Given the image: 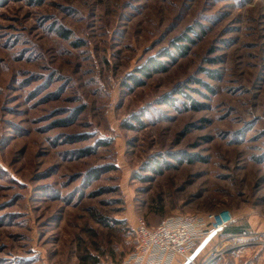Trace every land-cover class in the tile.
<instances>
[{"label": "rangeland", "instance_id": "374dc122", "mask_svg": "<svg viewBox=\"0 0 264 264\" xmlns=\"http://www.w3.org/2000/svg\"><path fill=\"white\" fill-rule=\"evenodd\" d=\"M217 211L245 233L196 264H264V0H0V264H119L138 219Z\"/></svg>", "mask_w": 264, "mask_h": 264}, {"label": "built area", "instance_id": "2783aa9c", "mask_svg": "<svg viewBox=\"0 0 264 264\" xmlns=\"http://www.w3.org/2000/svg\"><path fill=\"white\" fill-rule=\"evenodd\" d=\"M233 222L229 211L169 216L154 227L138 219L135 246L119 264H196L199 249ZM248 236L264 245V231Z\"/></svg>", "mask_w": 264, "mask_h": 264}, {"label": "trees", "instance_id": "16d2710c", "mask_svg": "<svg viewBox=\"0 0 264 264\" xmlns=\"http://www.w3.org/2000/svg\"><path fill=\"white\" fill-rule=\"evenodd\" d=\"M186 40L190 43L193 42L191 39H188V38ZM179 41H181V40L178 39L177 42H179ZM177 42L174 43L175 44V52L173 54H175V56H177V57H183V56H185V54L188 50V47L184 46V45L177 44ZM172 57H173V59H175L174 56H172ZM164 70H165V68L163 66H161V63H157V62H154L151 60L146 65H144V67L142 68V70H140V72L143 73L145 76H148L149 73H147V71L159 72V71H164ZM132 80L137 86L141 85L140 82H137L136 78H132ZM244 233H245V231L242 227H237V226H235V223H231L230 225H228L224 229H222L218 233L219 234L218 236H219V238H222V237H228V236L241 235Z\"/></svg>", "mask_w": 264, "mask_h": 264}, {"label": "crops", "instance_id": "0c3cea01", "mask_svg": "<svg viewBox=\"0 0 264 264\" xmlns=\"http://www.w3.org/2000/svg\"><path fill=\"white\" fill-rule=\"evenodd\" d=\"M236 236H239V235H236Z\"/></svg>", "mask_w": 264, "mask_h": 264}]
</instances>
